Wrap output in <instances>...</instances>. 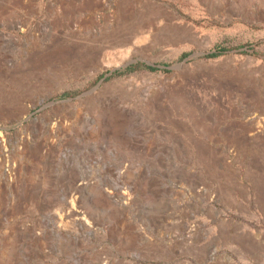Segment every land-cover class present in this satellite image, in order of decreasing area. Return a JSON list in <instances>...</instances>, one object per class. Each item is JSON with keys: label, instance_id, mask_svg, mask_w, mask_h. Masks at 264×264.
Here are the masks:
<instances>
[{"label": "rangeland", "instance_id": "rangeland-1", "mask_svg": "<svg viewBox=\"0 0 264 264\" xmlns=\"http://www.w3.org/2000/svg\"><path fill=\"white\" fill-rule=\"evenodd\" d=\"M258 138L264 0H0V264H264Z\"/></svg>", "mask_w": 264, "mask_h": 264}, {"label": "crops", "instance_id": "crops-1", "mask_svg": "<svg viewBox=\"0 0 264 264\" xmlns=\"http://www.w3.org/2000/svg\"><path fill=\"white\" fill-rule=\"evenodd\" d=\"M256 140H257V143L255 142L256 145H261L264 143V142H261V141H264V138H258Z\"/></svg>", "mask_w": 264, "mask_h": 264}, {"label": "bare ground", "instance_id": "bare-ground-1", "mask_svg": "<svg viewBox=\"0 0 264 264\" xmlns=\"http://www.w3.org/2000/svg\"><path fill=\"white\" fill-rule=\"evenodd\" d=\"M188 131H189V130H188ZM188 131L186 130L187 133H189Z\"/></svg>", "mask_w": 264, "mask_h": 264}]
</instances>
